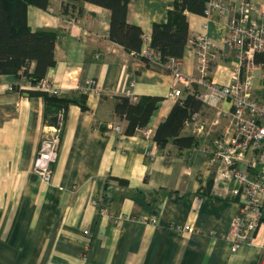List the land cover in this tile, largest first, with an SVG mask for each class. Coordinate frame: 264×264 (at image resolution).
<instances>
[{
	"label": "crops",
	"instance_id": "crops-1",
	"mask_svg": "<svg viewBox=\"0 0 264 264\" xmlns=\"http://www.w3.org/2000/svg\"><path fill=\"white\" fill-rule=\"evenodd\" d=\"M175 4L129 1L127 21L148 39L142 48L150 45L153 25L166 23ZM110 17L108 9L78 0H69L63 10L60 0H50L47 9L28 8L32 30L55 31L58 37L55 65L45 81L63 94L81 90L89 80L94 85L88 109L70 106L52 177L45 182L32 172L43 143V100L21 93L26 77L0 75V264H264L261 226L247 244L233 249L230 234L241 199L232 196L233 180L221 175L225 167L211 162L207 137L217 133L197 135L186 125L182 135L196 137V146L158 147L155 132L176 103L166 97L172 76L112 41ZM188 24L183 73L195 75V38L206 34L217 55L210 77L219 85L230 83L235 49L224 18L190 14ZM128 91L133 101L160 98L146 128L132 135L110 129L111 124L125 129L111 99ZM207 110L202 121L214 114ZM186 226L191 230L182 231Z\"/></svg>",
	"mask_w": 264,
	"mask_h": 264
},
{
	"label": "built area",
	"instance_id": "built-area-1",
	"mask_svg": "<svg viewBox=\"0 0 264 264\" xmlns=\"http://www.w3.org/2000/svg\"><path fill=\"white\" fill-rule=\"evenodd\" d=\"M61 7H67V0H61ZM229 9H224L221 0H211L204 10L208 18L215 11L223 10L227 15V25L231 43L236 50L233 60L235 67L233 77L227 85H219L210 78L212 64L215 62V54L209 55L202 48L198 52L200 70L204 73L205 80L196 81L195 78L185 79L181 73V58H170L166 63L176 77L183 82L184 90L172 88L169 98L177 100L183 92L197 86V97L202 103L214 110L212 118L206 122L199 119V113L193 115L195 123L194 132L197 135L205 134L207 125L211 132H216L212 142V163L218 162L225 170L221 175L226 179L233 180L235 189L232 196L240 198L242 210L239 218L234 221L231 234L233 249L250 241L251 234L260 226L264 229V102L252 97L250 86L257 72L264 68V2L259 8L254 7L246 0L228 3ZM50 10L53 11L52 8ZM253 12L256 18L253 17ZM196 39V46L202 41ZM148 39L144 38L145 44ZM211 51V50H210ZM161 51L155 50L150 45H145L140 56L147 57L150 62H156ZM264 77V76H263ZM197 83V85H196ZM93 83L88 82L87 92ZM24 90L37 89L50 92L48 83L42 80L40 83H27L22 86ZM12 90V88H10ZM131 96V91L126 93ZM168 98V99H169ZM226 120L223 128L217 129ZM41 129L43 139L39 156L36 157L32 172L48 182L51 178V161L55 157L58 142L59 129L50 126L48 122ZM114 129H119L114 125ZM250 154V155H249ZM244 165V170L241 169ZM231 166H234L231 169ZM186 226L182 231H190ZM88 234V231H85Z\"/></svg>",
	"mask_w": 264,
	"mask_h": 264
},
{
	"label": "trees",
	"instance_id": "trees-1",
	"mask_svg": "<svg viewBox=\"0 0 264 264\" xmlns=\"http://www.w3.org/2000/svg\"><path fill=\"white\" fill-rule=\"evenodd\" d=\"M78 1L108 9L111 12L110 39L129 53L140 56L144 33L140 26L127 21L130 0ZM210 1L176 0L175 10L170 12L168 21L153 25L150 47L161 51L159 58L163 64L170 58L179 59L183 56L190 40L188 16L197 14L205 17L204 10ZM246 1L252 4L250 0ZM221 2L228 4L226 0ZM49 5L50 0H0V75L26 77L32 84L45 80L48 70L55 65L54 51L58 37L55 31L32 30L28 24V8L35 6L47 9ZM142 58L149 61L147 57ZM32 63L35 67L30 72ZM197 89V86H194L191 90L184 91L166 120L159 124L154 139L160 149H164L169 143L177 145L180 150L198 144L193 135H182L183 129L192 121L195 113L204 115L208 111V107L197 97ZM12 90H17V87L12 86ZM21 93L26 97H40L44 103V121L56 127L63 125L70 106L88 109L87 94L80 91L61 94L21 89ZM111 102L114 117L126 125L125 133L132 135L136 130L146 128L160 98L146 96L133 101L128 96H116Z\"/></svg>",
	"mask_w": 264,
	"mask_h": 264
},
{
	"label": "rangeland",
	"instance_id": "rangeland-1",
	"mask_svg": "<svg viewBox=\"0 0 264 264\" xmlns=\"http://www.w3.org/2000/svg\"><path fill=\"white\" fill-rule=\"evenodd\" d=\"M263 1L264 0H251V2L254 4V5H256V8H259V7H261L262 5H263ZM61 3H62V1L60 0V9H65L66 7H64V8H62L61 7ZM224 9H229V5H226V6H224ZM216 12H218V14H216ZM223 17L224 18V23H225V25H226V28H227V31H228V34H229V27H228V25H227V15L225 14V13H223V10H221V11H215L214 12V14L213 15H210L207 19H209V20H212V19H214L215 17ZM230 36V35H229ZM198 39H200L201 41H202V43L203 44H201L200 46H194V48H195V54H196V68H195V75H192V76H186L184 73H183V71H182V62H181V73H182V76L184 77V80L185 79H191V78H195L196 79V81H198V80H205L206 78H205V76H204V73L203 72H201V70H200V63H199V60H198V52H199V50L200 49H202V48H204L205 49V52H203L202 53V55L203 54H205L206 53V56H207V54H209V55H213V54H215V58H217V55H216V52L214 51V49H213V43H212V40L205 34V35H202V36H199L198 37ZM199 40V41H200ZM211 50V51H210ZM235 52H236V50H235ZM151 63H153V64H155V65H160V66H162V68H166L168 71H169V73H170V75L172 76V88H174V87H176V88H179V89H181V90H184V88H183V82H181L180 80H179V78H175L176 77V72L174 71V73H173V71H172V69L171 68H169V67H167V65L166 64H163L161 61H160V58H158L157 60H156V62H151ZM227 66H225L226 68L229 66H231L229 63L228 64H226ZM224 67V68H225ZM212 69V68H211ZM210 74H211V71H210ZM264 68L263 69H261L259 72H257V74H256V77H255V79L252 81V83H251V86H250V91H251V95H252V97L253 98H255L256 100H258V101H260V102H264ZM211 78V77H210ZM88 82H90V80L89 81H87V85H88ZM91 82L93 83V85H94V81L93 80H91ZM86 85V86H87ZM196 85H197V83H196ZM48 86H49V88H50V92H57V93H61V92H59L57 89H55V88H53L49 83H48ZM83 87V88H87V87ZM90 88V87H89ZM88 88V90H87V92H84V91H82V89L81 90H77L78 92L80 91V92H84V93H86L87 95H88V92H89V90L90 89H92V88H90L89 89ZM171 88V89H172ZM171 91V90H170ZM170 91L168 92V94H167V98H169V93H170ZM74 92V91H73ZM61 94H63V93H61ZM127 96V95H126ZM128 97H130V96H128ZM170 99V98H169ZM170 100H174V99H170ZM208 108H210V107H208ZM199 116H200V113H199ZM199 119L202 121V119L199 117ZM204 120H206V122H208L207 120H208V118H206V119H203V121ZM44 124V123H43ZM195 123H193L192 121L191 122H189V123H187V125L189 126H192L193 125V127H194V129H195V125H194ZM209 124V123H208ZM208 124H206L207 125V135L206 136H208V135H210L211 134V131H210V129H209V125ZM50 125V124H49ZM50 126H52V125H50ZM118 126V125H117ZM53 127H55V128H57V129H59L61 132H58V142H57V146H56V150H55V157L53 158V160L51 161V163H50V165H52L53 163H55V161L57 160V157H58V150H59V146H60V143H61V141H62V137H63V126H59V127H56V126H53ZM108 127V126H107ZM119 127V129H114V125L113 124H111L110 125V129H112V130H115V131H119L120 133H123V132H125V129L123 130V127L122 126H118ZM126 127V126H125ZM221 127V125L219 126V127H217L216 128V130L217 129H219ZM42 138V137H41ZM207 138H211V141L213 142V140H214V138H215V136L212 138V136H208ZM42 141H43V139H42ZM43 144V143H42ZM41 148H42V145H41V147H40V149H39V152H40V150H41ZM38 152V154H37V156H39L41 153H39ZM250 155V154H249ZM36 156V157H37ZM36 159V158H35ZM34 163H35V161H34ZM51 177H52V174H51ZM51 180V178L49 179V181ZM48 181V182H49ZM235 197V196H234ZM240 204V211H239V217H240V215L242 214L241 213V210H242V202L240 201L239 202ZM243 215V214H242Z\"/></svg>",
	"mask_w": 264,
	"mask_h": 264
},
{
	"label": "water",
	"instance_id": "water-1",
	"mask_svg": "<svg viewBox=\"0 0 264 264\" xmlns=\"http://www.w3.org/2000/svg\"><path fill=\"white\" fill-rule=\"evenodd\" d=\"M233 168H234V166H231V169H233ZM244 168H245L244 165H241V169L244 170Z\"/></svg>",
	"mask_w": 264,
	"mask_h": 264
},
{
	"label": "bare ground",
	"instance_id": "bare-ground-1",
	"mask_svg": "<svg viewBox=\"0 0 264 264\" xmlns=\"http://www.w3.org/2000/svg\"><path fill=\"white\" fill-rule=\"evenodd\" d=\"M236 198H238V197H236Z\"/></svg>",
	"mask_w": 264,
	"mask_h": 264
}]
</instances>
